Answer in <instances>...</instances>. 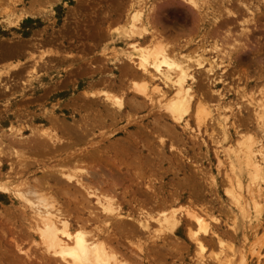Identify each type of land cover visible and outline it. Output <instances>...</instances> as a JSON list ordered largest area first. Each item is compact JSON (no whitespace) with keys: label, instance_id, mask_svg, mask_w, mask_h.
Listing matches in <instances>:
<instances>
[{"label":"bare ground","instance_id":"obj_1","mask_svg":"<svg viewBox=\"0 0 264 264\" xmlns=\"http://www.w3.org/2000/svg\"><path fill=\"white\" fill-rule=\"evenodd\" d=\"M29 1H27L28 7L18 9V11L16 12L17 15L19 14L18 18L15 17L13 22H16V18H17V21L18 19H20L21 22L24 21L25 19L34 20V19L39 18V15L37 13L38 8H36L38 1L36 0H32L30 2ZM99 1L101 0H98V2ZM124 1L122 2V5L121 4L117 5L118 7H116L115 5V8H114V4L116 3L113 2L114 4L112 5L111 4L112 2L109 1L110 4L113 6L112 8L113 11H116V12H115V15H112L110 11V12H106L105 15L103 14V16H101L100 19L102 20V23H103L102 25L103 26L105 25L106 29L101 25L103 28L101 29L102 32L99 31V33L101 32V34L99 35H103V36H101L102 38L98 39V41L99 40L101 41V39L105 40L106 38H108L111 40L113 44H116L115 41L118 40V41L125 42L126 45H128V48H127L128 50L124 52L122 56L119 57L117 60L115 59L116 61H118V62H115L118 64L117 67L115 66V64H113L111 55H109L111 56V59L110 58L107 59L106 63H109V62L110 64L112 63V65L110 66H111V70L113 71L116 68H118L117 70L119 72V69H120L121 73L119 75H124L125 78L130 77L129 81L131 82V86L129 84V81L128 82L126 81L129 84V86L128 84L126 85V82L123 81L122 79H120L121 81L120 82L118 79L119 77H118L114 79L112 86H109V85L107 86L109 87L108 88L109 90H104L103 88H101L100 91L98 92L86 93V96H88L90 101L92 99L95 100V98H100L105 102L106 105H104V102L102 105V106H105V108H102V109L100 108L99 110L97 109L99 113L104 111V109L106 108H107L106 112L108 110H111L110 108H113L112 110L113 112L111 113L107 112L108 114L106 113L105 117L104 115L102 116L99 115V113H97V115L94 117L92 116L93 118L84 116L82 118V122L79 121L78 124L76 123L77 124L76 126L75 125L73 126V124L69 125V123H67L64 119L59 120L55 117L54 118L51 117L52 119H49V120L46 119L48 120L50 124L48 126L49 127L48 129L45 128V129L33 131L32 132L33 135L31 136V138H25V136L23 137V135L11 136V140L9 139L10 142L6 144L8 151L6 154H3V155L7 156L8 154L9 156V154L11 153L12 155L15 156L14 160L15 161L18 160L15 163L12 162L13 164L11 163V168L14 166V164L15 165L17 164L16 167L19 166L22 168V170H25L29 166V164L26 163V159H29L28 158L29 156H33V157L36 156L35 158L38 157L42 160L46 156L47 157L53 156V158L55 157L54 159L56 158L58 159V160L56 159L57 163L50 167L46 166L45 163L40 162L43 168L42 174L40 175L39 179L37 178L35 179L34 177L33 180H35L36 182L34 181L33 183V180H32V183L34 185L33 186H31L30 184H29L30 186L26 185L27 189L21 188V184L13 185L11 183H0V192L3 194L11 193V195L15 199L21 202L22 206L24 207V210H26L25 212L20 210V213L25 216V217L23 216V218L25 221H27V223H25V221L24 223L27 224L26 226H27V231H28L27 232L28 237L31 238L32 243H34L36 247L39 248L37 251L35 250L37 254L40 252L38 254L39 256L40 255L42 256V260L39 257L41 260L39 261V263L43 262L44 264H143L144 258L139 255L140 253H143V250H144L142 246L143 242L141 243V241L139 240L140 238L139 239L136 238L135 234L137 232L138 234H144V235L146 233L152 234L153 238L155 240H161L162 241L161 244H163L164 246H166L167 244V241H166V244H164L165 242L164 239L166 238L165 240H167L166 235L175 236V233L179 230V227H180V220H178V216L176 215L178 210L172 209V207L167 206L169 204L165 202L166 200L164 199L165 197L163 196V194H161V196L159 197V194H156L155 191H153V195L151 196L152 197L151 199L153 200V204L151 203L152 205H148L145 200H142L143 198L142 199L139 198L137 194L139 190L135 191V187L136 189H138L137 188L138 181L141 183L142 186H144L143 192L145 190L146 192L152 191L153 185L151 186V184H152V179L155 177L154 168L156 165L154 166V168H148V165L149 167H152L150 166L152 161L149 164L150 162L149 156L153 155L154 152L151 151V148H149L150 147L149 145H146V143H148L146 142L147 139L142 141L140 138L135 137V135L133 134L130 137H127L126 135L124 136L125 138H123L122 140H116L115 142H113L114 143L113 146L111 148L109 146V149L111 150L109 149H105L104 151L99 150L97 155L95 152L97 150L94 149L95 150L93 151L95 154L94 155L90 153L91 148L84 147L85 145H88V144L92 146L89 140L90 136H92V133H93L92 131L102 129V128H106L108 131L110 127L109 125L113 123V121L115 123H118L119 122L118 118L121 116V114L127 112L128 106L130 108H135V109H140L142 107L144 108L145 101L147 102V104L154 103L153 102L154 96H157L158 98L157 99L158 107H156L157 109L155 110H157V113H158L157 117L160 118L156 122L157 124H155V126L162 130L164 129L165 130L164 132H167V133L169 132V130L166 128L167 127L166 118H168L169 121L175 124L173 128L178 126V127H182L183 129H190L189 120H187L186 118L190 115L189 111H192V107L194 106V104L196 106L195 111L193 113L195 117V121L197 122V124H199L198 126H202V124L204 125V121H206L205 119L208 117V115L205 114L201 106L202 104L201 99L199 100L200 102L198 101L199 103H197L196 101L197 104L193 102L196 97L195 89H197L198 87L200 88L205 87L204 89H206V92L216 97L215 101L217 104L218 112L221 111L220 113H218V115L215 118L213 117L214 121H216L215 123L217 124V127H219L220 129L219 130L220 136L217 137V140H214L218 142L215 145L219 144V150L216 151V158H217L218 164L220 165L222 163L220 156H222L223 159L228 164V169L230 171V175H228V178L226 177L228 179L227 183L229 186L233 187L234 190L226 191V193L228 194L232 202L233 209H234V211L232 212L233 213L232 215H234L233 216L234 221H236L235 226L233 227L234 232L237 235L236 237L239 238L242 236V231H241L242 224H243L242 220L248 219L249 223L253 222L254 224L255 221L260 219V216L263 212L262 207L261 208L258 207L257 200L258 198H260V201H261V198L264 199V145H263L264 144L263 143L264 141V96L262 97V99L260 98L258 100L256 99L252 100V96H251L252 94H251L250 95L251 99L249 100V102H247L248 99L245 102V104H249V107L251 106V110H252L251 112H252L254 123H255L254 136L250 137L251 136L250 135L246 138H243V137L240 138L238 136L237 138H235L234 134L235 135H238V134L232 132L233 124H232V121L229 119L232 117L231 115L232 112L231 111L224 112V109L230 108L229 107L230 100L228 101L227 94H225L224 92L216 88L218 85V84L216 85V82L219 83L221 81V78L219 76L217 80V76L215 74L216 73L215 70L216 68H219L218 67L219 65H216L217 67H214L215 62H214V65H212L213 60L210 61L206 59L205 56L208 51L207 50L208 47L205 44L197 43L192 53L184 54L181 51L182 49L180 50L177 48L178 46H173L172 44H177L174 42L179 41V39H182L186 34H180V33L176 34L172 31L167 30V26H165L166 25L165 22H168L171 18V16L168 15L169 13L182 11L184 13V17L186 18V20L187 19L191 20V23H192L191 28L193 29V33L194 31H198V30H199L198 32L200 33L202 32L203 28H209L208 26H212L214 27L213 28L214 30L211 28V31H210L211 34L213 31L216 30L214 34L217 32H219V34H215V36L222 34L220 35L221 37L223 36L224 38H228L230 37L232 33V32L230 33L231 25L233 23L237 24L236 22L239 21V18L243 19V16L245 15V13H247L246 15L248 16L250 15L251 18L246 16L247 17L246 20L245 19L243 20L244 23L246 22L250 23V22L255 21L252 17H254L253 11H257V8L249 7L250 4L248 5V3H246V0H235L236 2L234 1V4L238 2V4H235V6L237 7H236V10L234 11L236 12H233L232 10L233 8L235 9L234 5H232L233 7L232 9H230L229 7V3H232V0H220L219 3L215 5H211L212 1L210 4L207 0H201V1L200 0H154L155 3L157 1L158 3L157 5L148 4V2H146L147 0H126V3ZM240 11L243 14L240 15L238 13ZM71 13L75 14L76 12L75 13L71 12ZM101 15H102V11H101ZM98 20H99V17H98ZM115 22L118 23V26L116 25L117 27L111 28L112 23L115 24ZM19 24L20 23H18V25ZM188 25H191V24H188ZM239 25H240V21H239ZM19 28L21 29L20 25H19ZM176 28L177 27H175V29ZM181 28H180V31H182ZM183 28L185 29V27ZM239 31L240 33L237 35H239L238 37L241 39L239 41L242 43V40L243 41L244 39L246 40V35L248 36L249 30L245 28V24H244V28L242 27V29H239ZM182 32L185 33V31H182ZM104 33L105 34L107 33V35H105ZM193 33L191 32V35ZM21 34L22 33H20L19 35L22 36ZM99 35L98 37H100ZM209 35L210 34H208V37ZM217 38L219 39V36ZM52 40L53 39L42 40L40 41V43L39 42L32 43L30 41L29 44H25V45L23 44L24 42H22L21 45L23 46L20 47L19 49L15 50L16 49L15 48L14 50H12V52L4 51V53L2 54L0 53V55H2L0 57V61L9 59V58H20L21 54L26 53L27 51L26 49H29L32 51L38 50V48L41 47L42 44H47L49 42L53 43L51 42ZM233 40L234 39L232 38V41ZM237 40L238 38L236 37L234 41L237 42ZM26 41L28 40L26 39ZM100 41L98 43H100ZM246 41H248V39ZM0 43H2V41H0ZM25 43H28V42H25ZM189 43L190 42L187 41L185 45ZM241 43L239 44L240 46H235L234 50L229 52L228 58L226 59H228L230 63L232 59H229V57L234 56V61L236 62L237 61L236 52H239L240 50L244 51L243 48H245V43H243L242 45V47L244 46L243 48H241ZM246 43H248L247 45L250 44L249 42H246ZM168 44L172 45L173 47H171L170 45L168 46ZM2 45L3 44H0V48L3 47ZM4 45H7V44H4ZM211 46L213 47V45ZM93 47L94 46H92V49ZM167 48L169 49L167 50ZM217 48L218 47L215 46L214 50L215 51L218 50ZM89 49H91V46ZM64 51L65 50L63 49V52ZM198 51H200L203 55L199 54ZM240 53H244V52H240ZM255 54L256 52L254 50L252 55H255ZM61 55H62L61 52L59 53L57 51H54V52L50 51L48 59H46L45 57L43 58V55L39 56V59L36 61V63L30 67V71L29 72L27 71L29 73L28 78L37 79V77L41 76L40 74H38V71L48 70L50 68L56 67L58 63H63L65 58H63ZM249 56L247 57L249 58ZM81 59L83 60V58ZM98 61L99 60H97V63ZM104 61L105 60H103V62ZM248 61H252V60L250 59ZM79 64L81 65V63ZM193 64L195 66L194 70L192 67ZM3 68L0 69V85L2 86L4 85L3 87V90H4L5 87L8 85H9L8 88H11L12 84L16 85L17 81L14 79L17 76H20V77H17V79L19 78L21 79L22 71L24 69L17 62L15 64L9 65L6 69H3ZM80 68H83V67L80 66ZM83 69L85 70L86 68H83ZM202 74L204 75L206 79L205 83H202L205 81V79H203L204 80L203 81L199 77ZM197 76L199 77L200 80L199 79L197 80ZM115 77L116 76H114V78ZM105 79L101 78L100 80L104 81ZM106 81L107 80H105V82ZM200 81L202 83L201 86L199 84ZM97 83H99V80L97 81ZM100 83L102 82L100 81ZM56 84L57 83H55V87L57 86L56 88H58L60 84L59 86ZM102 84L104 86V83ZM102 84H99V85L101 86ZM109 84L111 85L110 81H109ZM51 87L52 86H50V88ZM55 87L54 88L52 87V88L56 89ZM129 88H132V90L134 92H137V94L136 93L130 94V92L128 91ZM48 89H49L48 87H44L40 89L39 91L43 93V91L45 92ZM257 92L259 93V91ZM260 93H261V90H260ZM117 94L120 96H117ZM84 95L85 94H83V96ZM40 96L43 97L42 95ZM122 96L123 98H121ZM243 96L244 95H242V97ZM127 98H129V101H127L129 105L125 104V102L123 101L124 99H127ZM94 100H92V102ZM155 100H156V97H155ZM162 112L166 114L165 117L163 114L161 115ZM122 128H121V131L124 130L126 127L124 129ZM158 128L156 130H159ZM115 131H112L109 133L102 132L103 134L102 137H99L98 135L97 143L100 145L101 143L105 145L106 143L111 142L112 139L110 138L109 134L112 135ZM117 131H119V129ZM60 132H62L61 135H60ZM63 133H65L68 136V138H64L65 134ZM174 133H177V132H174ZM248 134L250 133L248 132ZM170 135L172 136L173 133ZM88 137H89L88 139L89 142L87 140ZM160 138L161 137H159L160 145H164L165 141L163 140V138L161 139ZM144 141L146 143H144ZM149 143H151V141ZM77 145L78 146L84 145V146H81V147H84L82 148L83 150L79 147H78L79 150L77 148H76L77 151L73 150ZM107 147H108V144H107ZM140 148H144L145 151L143 152L141 149V153L139 155L138 150ZM205 148L207 149L208 147H205ZM0 153H1V150H0ZM104 154L106 155L108 159L107 161H104L105 158L101 159L102 155L103 157L105 156ZM95 156L96 157L98 156V166H96L97 164L95 163L96 162ZM28 163H31V161ZM142 164L145 166L144 170H142V166H143ZM101 167H104L105 169L107 168L108 171L110 172V175H106L101 170L103 169ZM45 169L50 170V172H47ZM152 174H154L153 178L151 177ZM122 179L125 181H122ZM130 180H131V183H130ZM128 181H129L128 185H131V186L127 187ZM183 183H181L182 186H184ZM57 185L63 186V188L60 189L58 193H59L60 198L66 201L65 207L63 205H60V203L57 202L53 197L51 198L50 194L47 197L48 193L45 192L46 190L48 191L52 189L57 190L56 189ZM44 192L46 195L44 194ZM141 193L142 192H140V194ZM34 194L37 195L36 200L30 199V197L27 196V195L30 196ZM147 196H150V195H147ZM170 199L171 198H169V200L167 199V201H170ZM171 204L172 203H170V205ZM168 207L170 208L168 209ZM203 211L207 212L206 210H203ZM250 213H252L253 216ZM254 214H257V216H259L257 220ZM184 216L188 217V220L192 221L195 224L196 230L193 233H190L188 231L189 239L191 238L193 240V244L196 243L195 245L197 246L198 252L203 253L205 251V244L203 243V240H202L203 238H200L199 235L201 234L202 236H208L209 233H211V230L209 228L210 225L201 216H198L197 214H195L194 211L193 212L187 211L185 212ZM152 221L155 222V224L157 225L156 226L157 230L152 231V229L150 228V223L153 224ZM13 223L11 222V226ZM188 223L186 225H188ZM240 223L241 225L239 228ZM7 224H8V220H7ZM7 226L8 225H6V227ZM135 238L137 242H134ZM214 238H216L215 243L217 242L219 246L223 247L224 242L222 238H220V236L218 235L217 236L215 235ZM173 239H175V237H173ZM13 240H16V239H13ZM13 240L11 242L12 244H13ZM12 246L16 247L17 250L15 248L14 249L18 251L19 254L23 253V256L29 259L30 257L29 252L31 250L28 252L27 250L28 248H26L27 251L24 252L20 249V245L16 246L15 244ZM161 246H158V247L161 248ZM164 246H162L163 249H161L163 251L165 248ZM168 246L169 245H167V247ZM168 248H165V249H167L169 253ZM2 249H4L3 246H2ZM134 250L137 251L138 253H136ZM4 253L7 254L6 252ZM156 253L158 252L156 251ZM5 254H0L1 255L0 264H3L1 258H2V255L6 257ZM160 254L161 253H159V255ZM8 255L9 254H7V256ZM14 255L16 256V254ZM235 255H236V252L234 251L233 256ZM241 255L244 257L245 253L244 254L241 253ZM9 256H12V254ZM9 256L6 258H9V260H11L9 262L11 264L12 257L10 258ZM149 257L147 255L146 258H149ZM21 258L22 257L20 256V259ZM39 258H37V261ZM149 259H146V260H149ZM4 260L6 261V259ZM21 260H24V259H21ZM161 260H160V263L163 261ZM8 261H6L5 263L7 264ZM15 262L16 264L17 263L21 264L22 261L20 262L18 260L17 262L15 260ZM39 263L36 262L35 264H39Z\"/></svg>","mask_w":264,"mask_h":264},{"label":"rangeland","instance_id":"obj_2","mask_svg":"<svg viewBox=\"0 0 264 264\" xmlns=\"http://www.w3.org/2000/svg\"><path fill=\"white\" fill-rule=\"evenodd\" d=\"M27 1L29 0H0V41H2V43L0 44H3L2 45L3 47L0 48V53L2 54L4 53V51L12 52V50H14L15 48H16L15 50H17L23 46L21 45L22 42H24L23 44L25 45V44H29L30 41L32 43L33 42L40 43V41L42 40L53 39L51 42H53L54 44L50 42L47 44H42L41 47L38 48L41 50L38 53H37V50L32 51V50L26 49L27 50L26 53L21 54L20 58H12L11 59L12 62L16 61L18 64H20L23 67L24 70L22 71V77L21 79L20 78L17 79V77H20V76L15 77L14 80H16L17 83L16 85L14 84L15 86L12 84L11 88H8L9 86L8 85L3 90L4 85L3 86L0 85V150H1V153H0V183H11L13 185L21 184V188H25V189H27L26 185H29V184L31 186L34 185L33 184L35 181L33 180L34 177L35 179L36 178L39 179L43 171L41 163H45L46 166L50 167L52 165H55L58 159L57 158H56L57 160L54 159L55 157L53 158V156L52 157L46 156L42 160L38 157L35 158L36 156L28 157L26 155L30 159L31 163H28L30 161L29 159H26V163L29 164V166L25 170H22V168L19 166H18L19 168L16 167L17 164L16 165L14 164L13 166L14 168L13 167L11 168V163L12 162L15 163L18 160L15 161L14 160L15 156L12 155L11 153L9 154V156L8 154L7 156L3 155V154H6L8 151L6 144L10 142L11 136L23 135V137L25 136V138H31V136L33 135L32 133L33 131L49 128L48 126L50 124L48 120L52 119L51 117L53 118L55 117L59 120L64 119L67 123H69V125L73 124V126L74 125L76 126L79 121L82 122V118L84 116L93 118L94 116L97 115V113H99L97 109L99 110L100 108L101 109L105 108V106H102L104 101L100 98H95V100L92 99L94 100L93 101L94 103H93L92 100L90 101L88 96H86V93L98 92L100 91L101 88H103L104 90H109L108 89L109 87L107 86L108 85L112 86L114 79L118 77H119L118 78L119 81L120 79H122L123 81L128 82L130 79V77L125 78L124 75H119L121 72H120V69L118 72L117 70L118 68H116L114 71L111 70L110 65H112V63L111 64L110 62L106 63L107 59L109 58L111 59V56H112V62L117 67L118 64L115 62H118L116 60L119 57H121L124 52L128 50L127 49L128 45H126L125 42L118 41V40L115 41L116 44H113L111 40L108 38H106L105 40L101 39V41L99 40L100 43H98L99 42L98 39L102 38L101 36H103V35H99L102 32L101 29L103 27L105 28V25L104 26L102 25L103 23H102V20L100 19L101 16H103V14L105 15L106 12H110V11L112 15H115L116 11H113L112 5L116 3L114 4V8H115V5L116 7H118L117 5L119 4L122 5V2L124 0L123 1L109 0L112 2L111 3L112 5L110 4L108 0H104V1L101 0L99 2L98 0H60V1L59 0H36L38 1L36 8H38L37 13L39 15V18L37 20L23 21L22 23L20 19H18L17 21L19 14L17 15L16 12L20 8L28 7ZM207 1L210 4L212 1L211 5H215V4H218L220 0H207ZM234 1L235 0H232V3H229L230 9L233 8L232 5L235 6V4H238V2L234 4ZM124 2L126 3V0ZM146 2H148V4H154V5L158 4L157 1L155 3L154 0H149V1L147 0ZM246 3H248V5L250 4L249 7L257 8V11H253L254 17H252L255 21L250 22V23L249 22L244 23L243 21L244 19L246 20L247 17L251 18L250 15L248 16L246 15L247 13H245L244 16L242 15L243 19L239 18L241 26L239 25V21L237 20L238 21L236 22L237 24L233 23L231 25L230 33L231 32L232 33L230 37L224 38L223 36L222 37L220 36L222 34L218 35L220 41L217 38L218 36L217 35L215 36V34H219V32L214 34V32L216 31L215 30L211 34L210 32L211 28L212 29L214 28L212 26L207 25L209 28H203L202 32L200 33L198 32L199 30L194 31L195 33L194 34L193 29L191 28L192 27L191 20L189 19L186 20V18L184 17V13L182 11L172 12L174 14L169 13L168 15L171 16V18L168 22H165L166 24L165 26H167V30L172 31L176 34L177 33L186 34L182 39H179V41L174 42L177 44H172L173 46H178L177 48L180 50L182 49L181 51L184 54H187V53L190 54L194 50V47L195 45H197V43L205 44L208 47L207 49L208 51L205 56L206 59L210 61L213 60L212 65H214V62H215L214 67H217L216 65H219L218 66L219 68H216L215 70L216 72L215 74L217 76V80L219 76L221 78V81L219 83L216 82V85L218 84L216 88L224 92L225 94H227L228 101L230 100L229 101L230 108L224 109V112L225 111L232 112L231 114L232 117L229 119L232 121V124H233L232 132L238 134V135L234 134L235 138H237L238 136L240 138L242 137L246 138L250 135H251L250 137L254 136L255 123H254L253 115L251 112L252 111L251 106L249 107V104H245V102L247 101V99H248L247 102H249V100L251 99V96H252V100H255V99L258 100L260 98L262 99V97L264 96V88H263L264 86V0H246ZM236 7L237 6H235V9L234 8L232 9L233 12H236L234 11L236 10ZM69 11L74 12V13L76 12V13L73 14ZM101 11H102V15H101ZM238 13L240 15L243 14L241 11ZM15 17H17L16 22H13ZM98 17H99V20H98ZM18 23H20L21 29L20 31H18L19 33L17 34L15 33L14 30L19 28ZM188 24H191V25H188ZM244 24H245V28L249 30L248 36L246 35V40L248 39V41L244 39V41L242 40V43H241L239 41L241 39L238 37L239 35L237 34H239L241 31V30L239 31V29H242V27L244 28ZM116 25L118 26L117 22H115V24L112 23L111 28L117 27ZM175 27H177L178 29L177 28L175 29ZM183 27H185V29ZM180 28L182 31H185V33L180 31ZM99 31L101 32L99 33ZM191 32L193 33L192 35H191ZM20 33H22L21 34L22 36L19 35ZM208 34H210L209 37H208ZM98 35L100 37H98ZM105 35H107V33ZM236 37L238 38L237 42L234 41ZM232 38L234 39L233 41L236 44L232 41ZM26 39L28 41H26ZM221 39L222 40L225 39V40L222 41ZM187 41L192 44L189 43L185 45ZM25 42H28V43H25ZM246 42H249L250 44L247 45L248 43ZM240 43H241V48L244 47V46L242 47V45L243 43H245V48L247 49L243 48L244 51L240 50L239 52H236V55H237L236 62L234 61V56L229 57V59H232L230 63L229 60L226 58H228L229 52L234 50L235 46H240L239 45ZM4 44H7L8 46ZM89 45L91 46V49H89L90 48ZM169 45L170 44H168V46ZM172 45L170 46L173 47ZM211 45H213V47ZM44 46H50V47H48V50L45 51L43 49ZM92 46H94L93 49H92ZM183 46H185L186 48ZM215 46L218 47L217 48L218 50L216 51L214 50ZM63 49L65 50L64 52H63ZM168 49L169 48H167V50ZM253 49L256 52L255 55H252V53L254 52ZM50 51L51 52L57 51L59 53L61 52L62 54L61 56L65 58L64 62L58 63L56 67L54 68L38 71V74H40L41 76L37 77V79L34 78L36 80L29 79L28 72L30 71V67L36 63V61L39 59V56L43 55V58L45 57L46 59H48ZM198 52L199 54H202L200 51ZM240 52H244V53H240ZM1 56L2 55H0V57ZM247 56H249V58ZM81 58H83V60ZM250 59L252 61H248ZM253 59L256 61H254ZM97 60H99L98 63H97ZM103 60L105 61L103 62ZM19 62H23V63H19ZM249 62H251L252 64ZM79 63H81V65ZM92 63L97 66L93 65ZM80 66L86 69L84 70L83 68H80ZM192 67L194 70V67H195L194 64L192 65ZM202 75H200L199 77L200 79L203 80L205 79V77L204 75L203 76ZM114 76L116 77L114 78ZM199 77L197 76V80L199 79ZM99 78L100 79L106 78L105 80L108 81V82L106 81L107 84L105 80L103 81V80H100ZM97 79L99 80V83H97L98 81ZM64 80L66 83L64 82ZM100 81L104 83L105 88L103 84L100 83ZM109 81L111 85L109 84ZM94 82L96 83V85ZM127 82H126V85L128 84ZM205 82H206V79L202 83H205ZM55 83H57L56 85L58 86L60 84V86L56 88L57 86L55 87ZM202 83L200 81L199 83L200 86ZM99 84H102V85L100 86ZM129 84L131 86L130 81H129ZM50 86H52L53 88L55 87L56 89H53L52 87L50 88ZM40 87L42 88L48 87L49 89L45 92L43 91L42 93L39 91L40 89H42ZM254 87H256L258 90ZM204 88L198 87L197 89H195L196 97L193 101L195 103L196 101L197 103H199L200 102L199 100L201 99L202 101L201 106L205 114L208 115V117L205 119L206 121H204V125L202 124V126H198L199 124H197V122L195 121V117L193 113L195 111L196 106L194 104V106L192 107V111H189L190 115L186 118L187 120H189L190 129H183L182 127H178V126L173 128L175 124H173L171 121H169L168 118H166L167 120L166 128L169 130L170 133L168 132L169 133L168 134L167 132H164L165 131L164 129L162 130L155 126V124H157L156 122L160 118L157 117L158 113H157V110H155L157 109L156 107H158V103H157L158 98L157 96H154L153 98L154 103L147 104L146 101L144 102L145 109L143 107L140 109H135V108H130L128 106L127 112L121 114V116L118 118V121H119L118 123H115L114 121L113 123L110 122L111 124L109 125L110 127L108 131L106 128L92 131L93 133H92V136H90V139L89 137L87 138V140L88 139L90 140L91 142L90 144H92V146H90L89 144L85 146L81 145L84 147L91 148V150L93 149L92 151L90 150L91 154H94L93 151L97 150L95 151L97 155L99 150L104 151L105 149H109V146L111 148L114 144L113 142H115L116 140H122L123 138H125L124 136L127 135V137H130L133 134L135 135V137L140 138L142 141L147 139L146 142L148 143H146L145 141L144 143H146V145H149L150 146L149 148H151V151L154 152L153 155L149 156V161H150L149 164L152 161V163L150 164V166L152 167H149L148 165V168H154V166L156 165L154 168L155 177L153 176L154 174L151 175L152 178L154 177L153 179L151 178L152 179L151 186L153 185L152 191L146 192L145 190L143 192L144 186H142L139 181L137 182L138 189H136L135 187V191L139 190V192L137 193L139 198L140 199L143 198L142 200H145L148 205L153 204V200L151 199L152 198L151 196L153 195V191H155L156 194H159V197L161 196V194H163V196L165 197L164 199L166 200L165 202L169 204L167 206L172 207V209L178 210L177 211L178 214L176 213V215L178 216V220H180V227H179V230L175 233V236L166 235L167 240H165L166 238L164 239L165 241L164 244H166V241H167L166 246L161 244L162 243L161 240H155L152 234L146 233L144 235V234H138L137 232L135 234L136 238L137 239L140 238L139 240L141 241V243L143 242L142 246L144 250H143V253L139 254L140 256L144 258L143 264H149V263L150 264H174V263L175 264H202V262L203 264H264V199L261 198V201H260V198H258L257 200L258 207L259 208L262 207L263 209L260 219H258L259 216H257V214H254V216H256V220L258 219L257 221L254 220L255 221L254 224L253 222L249 223L248 219L242 220L243 221L242 229H241L242 236L239 238L236 237L237 235L234 232V228H233L235 226L236 221H234V217H233L234 215H232L233 214L232 212L234 211V209H233L232 202L228 194L226 193V191L234 190V188L229 186L227 183V180H228L227 178H228V175H230V171L228 169V164L226 163V161L223 159L222 156H220V159L222 160V163L220 165L218 164L217 158H216V151L219 150V144L215 145L218 142L214 140H217V137L220 136V131H219L220 129L219 127H217V124L215 123L216 121H214L213 117L215 118L218 115V113H220L221 111L218 112L217 104L215 101L216 97L206 92V89ZM260 90H261V93H260ZM128 91L130 92V94H134V93L137 94V92H134L132 88H129ZM257 91H259V93ZM83 94L85 95L83 96ZM40 95H42L43 97H41ZM242 95H244L245 97L243 96L244 97L243 98ZM117 96H120V95L117 94ZM155 97H156V100H155ZM121 98H123V96ZM28 101L31 103H29ZM123 101L125 102V104L129 105V103L127 102L129 101V98L124 99ZM104 105H106L105 102H104ZM106 109L100 112L99 115L101 116L104 115L105 117L106 116L105 114L107 112L109 113L113 112L112 111L113 108H110L111 110H108L107 112H106ZM162 114L165 117L166 114H164L163 112L161 113V115ZM73 119L75 120V122ZM121 128L122 129L125 128V129L121 131ZM157 128L159 130H156ZM118 129L119 131H117ZM112 131H115V132L113 134L111 133L112 135L109 134L110 138L112 139L111 142L106 143L105 144L106 146L102 143L101 145L97 143L98 135L99 137H102L103 135L102 132L109 133ZM172 131L177 132V133H174ZM171 132L173 133V135L174 134L176 135L174 136L172 135L173 136L172 137L170 135L172 134ZM248 132L250 134H248ZM61 134L62 132H60V135ZM65 136H67L66 134L64 135V138H68V136L67 137ZM158 136L163 138V140L165 141L164 145H160ZM92 141H94L96 144ZM150 141L151 143H149ZM107 144H108V147H107ZM81 146L77 145L73 150L77 151V149L79 150V148L81 149L84 148ZM205 147H208V148L206 149ZM141 149L143 152L145 151L144 148H140L138 150L139 155L141 153ZM95 158H96L95 163L97 164L96 166H98V156L97 157L95 156ZM102 158L103 159L105 158L104 161L108 160L106 155L104 157L102 155L101 159ZM33 159L35 160V162ZM101 168H103L101 170L106 175H110V172L108 171L107 168L106 169L104 167H101ZM144 169H145V166L143 165L142 170ZM45 170L47 172H50V170L48 169H45ZM182 178L183 179L185 178V179L183 180ZM32 180H33V183H32ZM122 181H125V180L122 179ZM128 183L129 181L127 182V187L131 186V185H128ZM130 183H131V180H130ZM181 183H183L184 186H182ZM62 188L63 186L57 185L56 186L57 190L52 189L49 191L46 190L45 192L48 193L47 197L50 194L51 198L53 197L57 202L60 203V205H63L65 207L66 201L60 198L59 193H58V191ZM140 192L142 193L140 194ZM0 194H1L0 195V212H1L0 213V242H1L0 246L2 245L4 247V249H2V246L0 247V252L3 251L0 254H5L4 252H6L9 255L12 254V256L8 255L10 258L12 257L11 264H16L15 260L17 262L18 260L20 262L22 261L21 264L22 263L23 264L24 263L25 264H35L36 262L39 263V261L42 260V256L38 255L40 253L39 251H38L39 252L38 254L37 252H35V250L37 251L39 248L36 247V245L32 243V239L28 237V233H27L28 231H27V226H26L27 224H25L27 223V221L24 220L23 218L24 215L20 213V210L24 212L26 210H24V207L22 206L21 202L15 199L11 195V193L3 194L0 192ZM147 195H150V196H147ZM27 196L30 197V199L36 200L37 195L34 194V195H30V196L27 195ZM169 198H171L170 199L171 202L167 201V199L169 200ZM170 203L172 204L170 205ZM170 207H168V209ZM203 210H206L207 212H204ZM187 211H190V212L194 211L195 214H197L198 216H201L210 225L209 228L211 230V233H209L208 236H202L201 234L199 235L200 238H203L202 240H203V243L205 244V251L203 253H199L197 246L195 245L196 243L193 244V240L191 238H190L191 240L189 239L188 233L189 232L193 233L196 230V227L192 221L188 220V217L184 216L185 212ZM250 214L253 216L252 213ZM7 220H8V224H7ZM11 222L12 223L14 222L12 226H11ZM187 223L188 225H186ZM6 225L8 226L6 227ZM240 225L241 223L239 224V228H240ZM156 226L157 225L155 224V222H153V224L150 223V228L152 229V231L157 230ZM1 231L2 232L4 231V232L2 233ZM215 235L216 236L218 235L220 236V238H222L224 242L223 247L219 246L217 242L215 243L216 241V238H214ZM173 237H175V239H173ZM10 238L12 240L16 239V240H13V244L11 243L12 240ZM136 238L134 239L135 240L134 242H137ZM14 242L16 246L20 245V249L24 252L27 250L29 252L31 250L29 252L30 254L29 259L23 256V253H21L22 254L21 255L18 253V251H16L17 250L16 247L12 246V245H15ZM161 245L164 246L165 248L169 247L168 248L169 253H168V250L165 248H164L165 252L161 250L163 249ZM167 245L169 246L167 247ZM158 246H161V248H159ZM26 248L28 249L26 250ZM232 250L236 252L235 256H233L234 251ZM156 251L158 253H156ZM135 252L138 253L137 251ZM159 253H161L160 254L161 256L159 255ZM241 253L243 254L245 253L244 257L241 255ZM7 254H5L6 257H8ZM14 254H16V256ZM147 255L148 257L150 256L149 257L150 259L146 258ZM20 256L22 257L21 259H24V260H21ZM6 257L2 255L1 260L3 264H6L5 262L9 260V258H6ZM39 257L41 258V260ZM3 258L6 259V261ZM37 258H39L38 261H37ZM145 258L149 260H146ZM159 258L160 260L161 258L163 260V261L161 260L162 261L161 263H160ZM10 261L11 260H9L7 264H10L9 263ZM17 264H20V263H17ZM39 264H44V263L40 262Z\"/></svg>","mask_w":264,"mask_h":264},{"label":"crops","instance_id":"obj_3","mask_svg":"<svg viewBox=\"0 0 264 264\" xmlns=\"http://www.w3.org/2000/svg\"><path fill=\"white\" fill-rule=\"evenodd\" d=\"M27 20H32V19H25L24 21H27ZM34 20H37V19H34ZM22 23H23V21H22ZM20 25V24H19ZM15 31V33H19L18 31H20V28L19 29H15L14 30ZM48 47H50V46H44V50L46 51V50H48ZM39 51H41L40 49H38L37 50V53L39 52ZM43 51V50H42ZM11 59L12 58H9V59H5V60H2L1 62H0V69H2L3 67V69H6L9 65H11V64H15L16 63V61H14V62H12L11 61ZM19 63H23V62H19ZM3 66V67H2Z\"/></svg>","mask_w":264,"mask_h":264}]
</instances>
